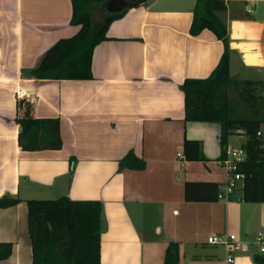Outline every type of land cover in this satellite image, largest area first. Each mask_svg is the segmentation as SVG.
<instances>
[{
	"label": "crops",
	"instance_id": "1",
	"mask_svg": "<svg viewBox=\"0 0 264 264\" xmlns=\"http://www.w3.org/2000/svg\"><path fill=\"white\" fill-rule=\"evenodd\" d=\"M195 3L147 0L128 9L95 48L91 80L40 82L26 72L76 33L71 2L0 0V198L20 200L0 209V243L12 244L0 264H32L26 201L59 197L102 204L100 264H163L170 242L178 264H228L227 250L207 243L213 234L242 243L232 264H256L264 202L243 201L241 183L227 199H184L186 182L223 187L227 180L220 126L183 121L179 86L207 77L224 50L209 30L190 36ZM226 8L230 77L264 81V0H226ZM26 105L32 118L60 120V149H20L16 118ZM185 140L200 143L202 160L185 158ZM244 141L230 136L226 149ZM128 152L142 170L118 171Z\"/></svg>",
	"mask_w": 264,
	"mask_h": 264
},
{
	"label": "trees",
	"instance_id": "2",
	"mask_svg": "<svg viewBox=\"0 0 264 264\" xmlns=\"http://www.w3.org/2000/svg\"><path fill=\"white\" fill-rule=\"evenodd\" d=\"M106 0H70V25L77 27L74 35L56 41L26 72L37 81L91 80L95 48L107 40L112 21L122 16H107L100 11ZM226 0H196L190 36L209 30L223 44L222 56L205 78H186L179 86L183 96L184 122L216 123L220 126L221 158L230 136L245 138L241 149L244 161L238 172L243 175L242 200L264 202V81L234 79L229 75V44L224 18ZM98 10L101 19L92 14ZM21 108V106L19 107ZM22 109V108H21ZM20 126L17 137L22 151L58 150L62 147L58 118H32L29 106L16 118ZM259 133V134H258ZM183 152L187 160H202L201 145L185 140ZM144 163L128 152L118 163L123 169L142 170ZM218 186L213 183L184 185L187 202L216 201ZM20 203L19 199L0 198V209ZM27 230L32 247V264H100L102 204L98 201H72L67 197L54 200H27ZM11 243H0V261L10 257ZM256 264H264V255L255 254ZM163 264H178V245L170 242Z\"/></svg>",
	"mask_w": 264,
	"mask_h": 264
},
{
	"label": "built area",
	"instance_id": "3",
	"mask_svg": "<svg viewBox=\"0 0 264 264\" xmlns=\"http://www.w3.org/2000/svg\"><path fill=\"white\" fill-rule=\"evenodd\" d=\"M246 13H252L251 5L246 8ZM18 100L23 98V91L16 92ZM259 134V133H258ZM245 159V152L240 147L237 149L227 148L225 157L221 160V165L225 168L227 173V180L224 186H218L217 199H227L238 186L242 183L244 177L238 172L239 164ZM207 243L213 246H221L227 250L226 262L232 264L234 256L241 250L242 243L234 234H213L207 238ZM253 244L256 246L257 253L264 255V232L255 234Z\"/></svg>",
	"mask_w": 264,
	"mask_h": 264
},
{
	"label": "water",
	"instance_id": "4",
	"mask_svg": "<svg viewBox=\"0 0 264 264\" xmlns=\"http://www.w3.org/2000/svg\"><path fill=\"white\" fill-rule=\"evenodd\" d=\"M145 1L147 0H106L100 4V11L107 16H115Z\"/></svg>",
	"mask_w": 264,
	"mask_h": 264
},
{
	"label": "rangeland",
	"instance_id": "5",
	"mask_svg": "<svg viewBox=\"0 0 264 264\" xmlns=\"http://www.w3.org/2000/svg\"><path fill=\"white\" fill-rule=\"evenodd\" d=\"M95 17H96V19L99 17L98 16V10L95 11ZM237 145H238V142H237V144L233 145L234 147L232 149H237Z\"/></svg>",
	"mask_w": 264,
	"mask_h": 264
}]
</instances>
